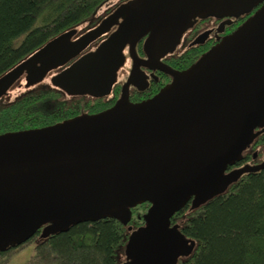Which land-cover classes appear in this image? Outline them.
<instances>
[{
  "label": "water",
  "instance_id": "95a60500",
  "mask_svg": "<svg viewBox=\"0 0 264 264\" xmlns=\"http://www.w3.org/2000/svg\"><path fill=\"white\" fill-rule=\"evenodd\" d=\"M258 6L180 71L159 57L172 51L195 16H239ZM94 49L88 45L111 30ZM145 37L146 65L173 77L153 97L53 124L0 133V250L81 220L126 224L130 207L148 202L143 224L120 264H179L191 241L171 224L173 212L220 193L244 172L229 169L264 124V0H127L94 27L66 30L0 76V97L24 75L26 86L49 71L70 94L102 96L129 46ZM256 156V153H255Z\"/></svg>",
  "mask_w": 264,
  "mask_h": 264
},
{
  "label": "trees",
  "instance_id": "16d2710c",
  "mask_svg": "<svg viewBox=\"0 0 264 264\" xmlns=\"http://www.w3.org/2000/svg\"><path fill=\"white\" fill-rule=\"evenodd\" d=\"M107 1L0 0V76L56 35L73 28L83 33L127 0H116L93 26L79 32L83 21L96 15ZM19 84L26 90L0 106V133L62 119L63 108L55 102L58 94L51 87L35 89V85L26 86L25 81ZM263 153L264 124L242 151V159L235 160L229 169L255 164ZM149 205L143 202L130 207L126 224L101 217L81 220L45 235L41 233L42 225L25 242L0 250V263L5 262V252L33 241L42 264H120L126 260L125 243L130 233L143 224L142 216ZM171 224H177L191 241L189 250L178 257L179 264H264V167L242 173L223 191L197 206L187 201L173 212Z\"/></svg>",
  "mask_w": 264,
  "mask_h": 264
},
{
  "label": "flooded vegetation",
  "instance_id": "af4514ba",
  "mask_svg": "<svg viewBox=\"0 0 264 264\" xmlns=\"http://www.w3.org/2000/svg\"><path fill=\"white\" fill-rule=\"evenodd\" d=\"M257 7L258 6H255L252 10L244 12L239 16H195L192 24L182 33L175 48L160 56L159 60L174 70L180 71L187 68L196 62L202 54L209 50L223 36L234 31L248 16L254 13ZM204 23H207V25L204 26ZM114 29L115 26L112 27L109 32L91 42L86 50L94 49ZM79 34L81 33H77V35ZM145 37L146 36L142 37L135 45L136 55L138 56V58H136L138 68L136 67L132 71L133 59L129 55V46L126 44L123 50L124 61L116 70L115 81L110 91L105 95L93 96L88 93L70 94L52 85L51 77L60 69L67 66L71 61L62 68L49 71L41 81L36 83L35 85L41 84L48 77V87H51L58 94L57 98L62 97L68 99H63L58 103V106H62L63 110H61L62 108L60 110L64 113L62 119L56 122L79 115H90L101 112L113 106L123 94H126L130 102H140L153 97L163 86L170 84L173 80L171 75L157 66L154 67V65L142 63V61L148 59L146 50L143 47ZM92 43H94V46L89 48ZM21 78L24 79V75H22ZM247 151L250 152V149ZM252 155L253 158L256 159L255 152H253ZM259 162L260 161L255 163Z\"/></svg>",
  "mask_w": 264,
  "mask_h": 264
},
{
  "label": "rangeland",
  "instance_id": "374dc122",
  "mask_svg": "<svg viewBox=\"0 0 264 264\" xmlns=\"http://www.w3.org/2000/svg\"><path fill=\"white\" fill-rule=\"evenodd\" d=\"M116 2H117L116 0H108L102 7H100L96 15H94L90 19L83 21V23L79 26L80 27L79 32H81V30H86L87 28L93 26L100 19V17H103V15H105L108 9L114 7ZM206 25L207 23H204V26ZM93 44L94 43H92L89 46V48H91V46H94ZM23 80H24L23 78L19 79L13 86H11L7 90V92L4 95L0 97V106L8 102H11L12 100H14L16 97H18L22 92L26 90L22 88V86L19 84V82L22 83ZM48 83H49V80L47 77V79L44 80L43 83L37 84L33 88L40 89L43 87H48ZM63 99L68 100L67 98H62V97H58L55 100L56 102L59 103ZM252 152L256 153V150L253 149ZM263 155L264 153L259 155L260 158H258V161H261L263 159ZM256 157H257V154H256ZM3 257L5 259V262H4L5 264H42L39 257L36 255L35 244L33 241H28L27 243H24L23 245H20L16 248H13L5 252ZM2 263L3 262H1L0 264Z\"/></svg>",
  "mask_w": 264,
  "mask_h": 264
}]
</instances>
